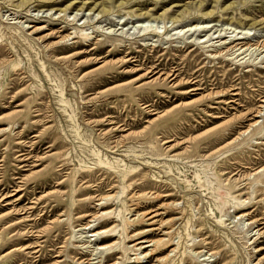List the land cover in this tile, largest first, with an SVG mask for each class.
I'll return each mask as SVG.
<instances>
[{
  "label": "rangeland",
  "instance_id": "obj_1",
  "mask_svg": "<svg viewBox=\"0 0 264 264\" xmlns=\"http://www.w3.org/2000/svg\"><path fill=\"white\" fill-rule=\"evenodd\" d=\"M234 28L261 45L264 0H0V264H129L92 233L125 205L180 264H264V54L230 60Z\"/></svg>",
  "mask_w": 264,
  "mask_h": 264
},
{
  "label": "bare ground",
  "instance_id": "obj_2",
  "mask_svg": "<svg viewBox=\"0 0 264 264\" xmlns=\"http://www.w3.org/2000/svg\"><path fill=\"white\" fill-rule=\"evenodd\" d=\"M102 6H103V4L99 5V6L96 5L92 9H89L88 4L85 3L81 6L79 11H91V12H93V15H95L97 13V15L99 16L101 13H103L105 11L104 7L101 9ZM67 9H69V8H67ZM65 11L66 10H63L61 12H65ZM180 16L181 15H178V17L172 19L170 22H172L173 25H176L177 23H179L181 21V19L179 18ZM160 19H163V18H159V19L158 18H154V19L146 18V19H140L137 22L141 23L142 25L145 26L146 24H150L151 22L156 21V20H160ZM211 25H212V22L206 23L203 25L192 26V27L186 28V29H189L187 32H189L193 29H194V31H197L200 29L206 30L207 28H210ZM227 26L232 27L231 25H227ZM166 28L167 27L165 26V29ZM211 28H213V27H211ZM178 29H180V28H178V25H177L174 28V30L177 31ZM183 29L184 28H181L180 33L183 31ZM249 31H253V30L251 28H243V29L234 28V34H235V32H237L238 34L235 35L234 38L232 36L230 38H227V40H225L222 43V44H227L229 40L232 41L231 43H233V41L235 43H237L235 50L233 51V53L229 57L230 60H235V62L240 63V62L244 61L248 56H251L250 59H252V57L255 56L254 61H257L263 56V54H264V41L259 46L258 45L254 46V45H249V44L248 45L245 44L246 46H241V44L246 43L248 41L249 35L247 36V33ZM259 102H261V101H259ZM258 114H260V116L257 118L263 117V111H259ZM258 123L259 122H256L255 124L257 125ZM252 125H254V124H252ZM247 130H249V129H247ZM16 192H20V190L17 189L15 191V194H12V195L1 196L0 201L5 202V200H7L8 198H12V197L16 196V194H17ZM134 197H136V196H134ZM137 197L141 198L142 195L137 196ZM115 200H117V197L115 195L104 197L103 199H101L99 201L100 202L99 206L102 208H105L106 206L114 203ZM15 202H18V204H21L23 202V197L20 196ZM10 205H12V204L5 203L4 206H10ZM15 208H16V206L13 207L14 211L16 212L15 214L18 215L21 210H17ZM142 208H144V207H142L141 205H139V207H135V208H132V206L128 207L127 205H125L117 215H116L115 209L114 210H112V209L111 210H102L101 212H99L97 217H96V221L100 220V219H105L106 221H112L113 226L108 228V229H103V230H94L93 229L94 231L92 233L94 234L93 236L97 237L96 241L101 240V242H102L104 237H110V238L119 237V241L113 242V243H107V244L101 243L98 246H101V250H110V251L115 250L117 248H121L123 246L122 249L124 250V252H127V251L135 252L133 254L132 258L127 259L130 261L129 264H152L151 263L152 260H156V264H180L179 260H181V258H183L184 256L187 255L186 250H184L182 252V247H183L182 237H180V236L175 237V235H174L175 230H174L173 225L169 227L168 231H165V229H163L167 225L172 223L173 220H170V221L165 222V223H163V222L160 223V228L158 230H160V232L163 233V236L161 239L150 240V238L148 237L149 234H154L156 229H153L150 231L137 232V228H142L145 225L150 226L152 228L155 227L157 224H159L158 221H156V218L158 215L155 214V212H154V216H152L153 212H147V213L143 212V213L139 214ZM22 211H24V210H22ZM133 213H135L136 215H133ZM130 215H131V217H129ZM7 216H10V214H8ZM134 216H135V218H134ZM27 218H29V217H24L23 220H20L17 223H12L7 228H10L12 230H18L19 229L18 231L20 232V230L24 226V224H25V226H28V225H26V223L32 222L29 220L30 218L29 219H27ZM4 220L7 221V219H4ZM189 223H190V221H187V224H189ZM18 226H20V227L17 228ZM86 226L88 227L89 224ZM36 227H37V225L35 223L34 226L31 228L32 229L31 231H33V229ZM131 229H132V231H130ZM161 229H163V230H161ZM256 233H258V235H259L260 230L257 231ZM18 234H14L12 236L14 237ZM23 241H25V240L21 238L18 240L17 243L20 245V244H23ZM129 242H134L135 244L131 247H128L127 243H129ZM145 245H147V246H145ZM21 248L22 247L16 248L15 252H17V253L26 252L27 250H30L32 247H24L23 250ZM262 250H264V248L260 249L259 251H262ZM218 251H220V250H218ZM191 252L192 251H189V254ZM194 254L196 256L197 253H194ZM203 257H206V258H208V260H210L211 258L215 257V254L205 253V255ZM59 263H61V261L57 260L54 264H59ZM212 263L217 264L216 260L213 261Z\"/></svg>",
  "mask_w": 264,
  "mask_h": 264
}]
</instances>
